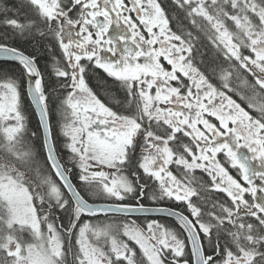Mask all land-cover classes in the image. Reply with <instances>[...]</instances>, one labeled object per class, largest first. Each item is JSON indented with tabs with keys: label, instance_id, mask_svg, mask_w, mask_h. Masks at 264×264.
I'll return each mask as SVG.
<instances>
[{
	"label": "flooded vegetation",
	"instance_id": "af4514ba",
	"mask_svg": "<svg viewBox=\"0 0 264 264\" xmlns=\"http://www.w3.org/2000/svg\"><path fill=\"white\" fill-rule=\"evenodd\" d=\"M5 6L17 15L26 11L33 23L30 29H35L38 22L40 28L49 25L51 31L56 28L53 24L57 25L59 49L66 59L65 68L58 73L67 82L64 100L76 85L79 108L84 109L80 122L90 125L104 141L125 145V160L115 167V176L122 178L129 189L121 197L102 203L166 208L180 213L199 234L207 264H264L262 105L246 108L237 90L230 92L225 84L218 89L203 77L188 55L190 48L169 29L156 0H0V9ZM11 16L2 18V24L20 30V22ZM5 39L0 33V46L13 48ZM237 67L243 69L241 62ZM257 67L264 76L262 68ZM93 71L96 77L100 73L113 80L117 93L122 88L129 106L102 99L88 81ZM261 79L258 77L257 84L264 91ZM140 88L150 89L147 97L155 93L153 97L160 105L138 104ZM65 108L66 104L62 105L64 121ZM5 141L0 132L2 159ZM5 173L8 174H2ZM77 181L95 183V187L100 183L83 180L80 175ZM100 185V193L84 185L82 188L91 197L104 198L106 192ZM123 199L132 200L134 205L123 203ZM77 212L74 208L70 224L75 233L78 225L87 223L86 218L94 217L82 212L76 217ZM129 218L135 225L131 223V228H126L127 234H119L118 239L98 235L90 242L89 247L102 249L99 252L106 264L115 259H120L117 264H130L128 260L138 264L137 257L145 264H194L191 239L178 219ZM2 220L8 233H1L0 261L17 264V255L8 252L6 242H19L23 251L25 243L32 240V223L23 228L8 222L16 221L14 218ZM150 225L170 234L173 244L155 241ZM43 229L50 233L49 227ZM66 235L69 238L70 233ZM67 241L63 249L70 250ZM72 246L82 255L75 240ZM118 249H123V257L116 254Z\"/></svg>",
	"mask_w": 264,
	"mask_h": 264
},
{
	"label": "trees",
	"instance_id": "16d2710c",
	"mask_svg": "<svg viewBox=\"0 0 264 264\" xmlns=\"http://www.w3.org/2000/svg\"><path fill=\"white\" fill-rule=\"evenodd\" d=\"M156 2L163 11L169 29L179 37L183 44L190 48L188 55L193 59L194 65L203 77L207 78L218 89H222L225 84L230 92L237 90L238 95L245 100L246 108L257 105L264 107V91L257 84L258 74L254 73L253 70L248 71L245 68L237 67L238 59L231 57L228 47L221 43L215 27L218 25L224 30L230 42L234 44L235 52L240 57H253L250 50L251 37L249 33L264 38V0H156ZM198 7L204 9L207 17L196 12ZM2 9H0V33L5 35V40L10 43L13 49L19 50L29 57L34 56L41 72L40 90L44 94L52 139L60 164L88 202L106 201V198L91 197L89 192L82 188L84 185L85 188L100 193L98 191L100 185L97 184V188L93 186L95 183L83 182L81 184L77 181V176H82L81 171L75 156L68 150L67 140L61 135L59 123L64 121L62 105L65 104L64 89L67 82L58 77V73L63 71L66 66V59L59 49L57 25L54 23L56 28L51 31L46 25L40 28L38 22L35 29H30L33 23L28 20L26 11H20L17 15L8 6ZM9 16L13 19L16 17L20 22V30H14L2 24V18L6 20ZM97 75L96 77L93 71L92 77L88 81L102 99L129 106L125 93L123 91L117 93L116 83L113 80L100 73ZM4 81L17 83L18 112L21 116L22 126L13 143L9 144L7 140L4 143V157L3 159L0 158V174L12 169L25 176L24 183H28L31 196L36 198L34 209L37 217L41 220L42 228L48 229L51 225L55 226L60 231L62 241L66 242L68 239L67 243L71 245L70 250L63 249L59 264H76L82 255L77 252L72 244L78 229L84 224L78 225L76 233L74 228L70 227L72 218H74V207L47 162L42 131L27 98L23 74L17 65L7 62L0 64V82ZM8 175L10 174L8 173ZM54 188L61 191V201L57 202L51 197V191ZM123 203L134 205L133 201L129 199H123ZM79 214L80 211L77 212L76 217ZM0 217L1 237V233L4 232L3 234L7 235L8 231L4 229L7 225L5 220H2L4 216L1 215ZM94 217L86 218L88 219L87 224ZM115 220L119 224L118 229L108 235L109 238L117 236L118 239L119 234H127L126 228L132 225L133 219L117 215ZM137 221L139 220L137 219ZM169 222L171 223V220ZM67 232L70 233L69 238L66 235ZM107 256L115 259L108 253ZM119 260L115 259L112 264L119 263ZM136 263L145 264L141 257L136 258ZM0 264H2L1 261Z\"/></svg>",
	"mask_w": 264,
	"mask_h": 264
},
{
	"label": "rangeland",
	"instance_id": "374dc122",
	"mask_svg": "<svg viewBox=\"0 0 264 264\" xmlns=\"http://www.w3.org/2000/svg\"><path fill=\"white\" fill-rule=\"evenodd\" d=\"M196 12L207 17L202 7H198ZM162 24L167 29L166 22L164 21ZM47 27L49 28L50 26L47 25ZM215 27L218 31L221 43L225 47H228L231 57L239 59L238 62H241L243 69L245 68L248 71L253 70L260 78L264 79V76L259 73V67H257L260 66L264 72V38L249 33L251 37L250 50L253 57L244 58L240 57L235 52L234 44L230 42L224 30L218 25ZM182 47L185 49L186 46L183 45ZM185 50L188 51V48L186 47ZM192 76L197 77L194 73ZM137 87L139 88L138 85ZM77 88L76 85H73L72 92L65 101L67 122L63 121L59 123L61 135L68 141L69 150H71L73 156L76 158L78 168L82 174V179L100 182L104 186L102 192H106L103 197L113 201L115 200L114 198L121 197V195L129 189L126 185L127 183L122 178L115 176V167L125 160V145L121 142L115 144L111 141H104L100 136L92 132L90 125H84L80 122V118L82 117L81 112L84 113V109L79 108L77 100L80 94ZM119 90L123 91L122 88H119ZM139 90L142 92H139V95H137L138 98L136 99L138 104L148 107H151V105L156 106L155 104L160 105L153 97V95H156L155 93L147 97V92H149L150 89L145 90L144 88H140ZM18 102L19 93L17 83L4 81L0 84V132L5 136V140H7L9 144L13 143L22 126L21 116L18 112ZM153 111L159 112V110L155 109H153ZM131 145H129V147ZM149 153L150 151L148 155ZM3 168L5 169V166ZM7 172L11 176L6 173L0 174V201H2L0 203L3 205L0 207V214L4 217L14 218L16 220L8 221L10 224L19 223V226L24 228L32 223L33 228L31 229V231H33L32 240L30 243H25V249L23 251H20L22 244L19 242L17 244L15 241L9 239L6 242L8 252H14V254L17 255L15 258L17 264H59V258L61 259L63 248H65L64 242L61 240L62 236L60 235V231L55 226L51 225L50 233L45 234L40 223L41 220L37 217L36 210L34 209L36 198L31 196L28 183H24L25 176L13 170ZM105 182L108 184H105ZM60 192L58 188H54L53 191H51V197L57 202L62 200ZM115 217L116 215L113 214L94 217L88 224L84 223V225L78 229L75 235V242L79 245L82 252L80 264L107 263L105 258L101 256L102 253L99 252L102 251V249H96L92 245L89 247V244H92L93 240L99 237L98 235L105 236L118 229L119 224L115 220ZM149 232L152 234L155 241H161V243H166L168 241L171 244L174 242L173 239L168 237L170 234L166 233V231L164 232L163 229L156 225H150ZM21 235L23 238V232H21ZM133 236H135V234ZM133 238L135 239V237ZM122 251L123 249H118L116 254L119 255V257H123ZM150 259L153 260L152 257H150ZM128 262L131 264V260H128Z\"/></svg>",
	"mask_w": 264,
	"mask_h": 264
},
{
	"label": "water",
	"instance_id": "95a60500",
	"mask_svg": "<svg viewBox=\"0 0 264 264\" xmlns=\"http://www.w3.org/2000/svg\"><path fill=\"white\" fill-rule=\"evenodd\" d=\"M0 61L15 63L22 69L25 78L27 98L36 114L42 131L47 162L61 188L74 203L76 210H80L88 215L113 214L129 217L160 216L178 219L186 228L191 239L194 249V264H207L199 234L192 223L180 213L166 208H145L122 204L88 202L85 200L59 162L52 139L49 118L43 102V94L40 91L41 75L35 60L19 50L0 46Z\"/></svg>",
	"mask_w": 264,
	"mask_h": 264
}]
</instances>
